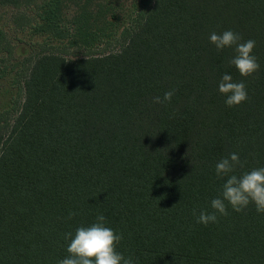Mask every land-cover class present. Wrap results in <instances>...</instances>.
Instances as JSON below:
<instances>
[{"label": "trees", "instance_id": "1", "mask_svg": "<svg viewBox=\"0 0 264 264\" xmlns=\"http://www.w3.org/2000/svg\"><path fill=\"white\" fill-rule=\"evenodd\" d=\"M0 5H34L41 38L11 63L0 45V264H58L65 234L98 214L134 264H264L253 205L196 222L226 180L219 160L237 153L236 175L264 167V0ZM226 30L256 42L252 76L210 43ZM224 74L246 85L239 106L218 91Z\"/></svg>", "mask_w": 264, "mask_h": 264}, {"label": "clouds", "instance_id": "2", "mask_svg": "<svg viewBox=\"0 0 264 264\" xmlns=\"http://www.w3.org/2000/svg\"><path fill=\"white\" fill-rule=\"evenodd\" d=\"M209 41L217 52L226 48L233 49L234 55L229 63L235 67L241 77L247 78L259 71L260 64L257 57L252 54L256 45L254 40L241 42L242 38L238 33L226 30L219 34L212 32ZM218 91L226 97L225 105L228 108L239 106L248 99L243 80L236 82L229 74L222 76ZM174 92L175 90L165 92L163 98L154 97L153 103H169ZM238 166L242 168L243 163L235 152L216 163V178L221 180L226 178V180L221 185L218 195L210 202L212 211L202 210L197 216L198 224L207 226L209 223L218 222V216L228 215V207L235 212H241L251 204L258 214H264V167L253 168L236 175L234 173ZM74 215L75 213H69L68 219ZM65 239L70 240L66 248L68 255L59 260L58 264H134L131 256L125 257L117 251V245L123 239L122 234L107 227L102 214H98L96 222L90 226H80L74 234L66 233Z\"/></svg>", "mask_w": 264, "mask_h": 264}, {"label": "rangeland", "instance_id": "3", "mask_svg": "<svg viewBox=\"0 0 264 264\" xmlns=\"http://www.w3.org/2000/svg\"><path fill=\"white\" fill-rule=\"evenodd\" d=\"M35 21V6L13 7L0 5V45L10 49L9 63L31 54L36 48L40 37L30 32V26ZM0 51V65L8 59V51ZM80 54V52H77ZM65 55L72 54L66 52ZM73 56V55H72ZM1 101V95H0Z\"/></svg>", "mask_w": 264, "mask_h": 264}]
</instances>
